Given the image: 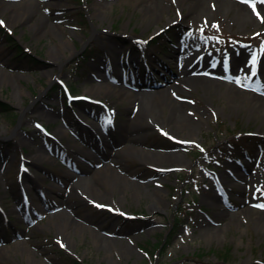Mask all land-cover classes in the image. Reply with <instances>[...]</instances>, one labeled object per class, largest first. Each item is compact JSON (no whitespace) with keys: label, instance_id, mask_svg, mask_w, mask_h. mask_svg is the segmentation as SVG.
<instances>
[{"label":"rangeland","instance_id":"obj_1","mask_svg":"<svg viewBox=\"0 0 264 264\" xmlns=\"http://www.w3.org/2000/svg\"><path fill=\"white\" fill-rule=\"evenodd\" d=\"M156 1L162 13L143 17ZM236 1L245 6L199 1L214 14L188 22L200 42L181 51L188 8L175 0H0V264H264V106L250 111L226 91L264 99L243 83L252 55L264 80V0ZM19 46L40 65L24 69ZM204 50L211 58L189 81L178 57ZM162 51L175 58L167 80L139 65ZM103 77L114 90L91 89ZM142 83L179 87L169 95L188 133L172 106L142 105ZM65 86L101 105L66 103ZM97 105L113 112L104 149L106 131L86 128L101 127ZM63 211L70 239L56 229Z\"/></svg>","mask_w":264,"mask_h":264},{"label":"bare ground","instance_id":"obj_2","mask_svg":"<svg viewBox=\"0 0 264 264\" xmlns=\"http://www.w3.org/2000/svg\"><path fill=\"white\" fill-rule=\"evenodd\" d=\"M199 1L204 3V1H206V0H175V2H177L180 6L188 8V11L185 13L187 22H185L184 24L186 25V28H183V29L180 30L179 37H178V40H179V43H180L179 47H180V49L182 51H186L187 49L189 50V49L195 48V47H197L198 43L200 42V39H199L200 36H198L197 33L194 31L195 27L193 25V23L195 22L194 20H197L196 16L198 15V13L199 12L203 13L206 16L214 14V12L211 11L210 9H208V7L206 8L203 5V3H202V6H201L202 9H200V11H199L198 10ZM216 1L217 2L215 4H216V7H218V8L223 7V3H225L227 6L232 5V4L237 5V6H243V7L245 6L244 4H241V3L237 2L236 0H216ZM156 2L154 3L155 5H156ZM99 3H101L100 5H106L105 2L98 1L97 4H99ZM157 5L158 6H156V7L158 9L156 8L157 9L156 11L155 10L144 11L143 17L148 16L150 18L151 15L155 16V13L156 14L157 13L161 14L162 13V9L161 8H162L163 5L160 2H157ZM237 16H238L237 18H239L238 20H240V19L241 20H247L245 14L242 13V11H239V14ZM171 20H173V19H170L169 21H171ZM191 20H192L193 23L192 24L188 23V22H191ZM60 44L64 45V41H62V39L60 40ZM112 45L109 46V49H110L111 53H113V54L117 53L118 54L120 51L119 50H115V47H113ZM211 54H212L211 52L204 50V51L197 52V54H195V57L193 56L194 59L192 61H191V59L189 60L188 58L187 59L180 58L179 61L183 64V67H185L188 72H189V66H190V62H191V69H192L193 73H195L194 71L197 70L198 66L206 65V63L211 58ZM130 63H132L133 65L136 64V57L135 56L130 57ZM244 65H246V63ZM195 67H197V68H195ZM200 78H204V77H200ZM103 79H104L103 81H99L101 83H98L97 85H94L91 89L92 90H95V89L99 90L100 89V90H104L105 92L108 93V92L114 90V88L117 86V84H114V83H111V82L107 81L106 78L103 77ZM188 79H189V81L193 80L191 76H189ZM244 80H245V82H247V84H249V78H245ZM252 81L254 83H256L255 80H252ZM119 82H121V81L119 80ZM261 84L264 85L263 83H261ZM141 90L142 89L140 88V91ZM179 90L180 89H179L178 86H172V87H168V88H165V89H162V90L149 91V92L142 90L143 92L136 93L135 96L138 97V98L140 97L141 98L140 100H142V102H143L142 105H146L148 107V109L151 108L152 105H154L152 99L153 100H157L161 105L172 106L173 107L172 108L173 109L172 114L174 113L173 116L175 118H181L179 121H182L183 124L185 123L184 125L186 126V130H187V133H188L189 130H190L189 128H191V127H190V125L187 122H184L185 119L182 116V111L179 108H177L176 106L173 105L175 101L169 95L170 93H173V92H179ZM226 91L232 97L230 99V101H232V102L235 101L236 97H239L238 99L243 101V102H248V104H249V100H250V104L247 107L248 110H250V111L256 109L259 105L264 106V99H261L259 97L257 98V96L250 97V98H249V96L243 97L242 95H239L235 89H232V88L230 90L227 89ZM140 109H143V106H140V108L138 110H137V108L134 109V110H136L135 111L136 112L135 116L136 115L137 116H142V113H141ZM91 112H93L95 120L100 121V124H101V127H100L96 122L92 123V121H91V122H89V125H86L87 131L90 134H92V136L99 135V132H100L99 129L100 128H102L104 130H108V129L111 128L110 116H108V114L104 110H102L98 105L94 108V110H91ZM91 112H89V113H91ZM135 112L133 111L132 115ZM41 149H43V148H41ZM77 151H78V153L82 152L80 149H78ZM107 165L108 164H104V166H107ZM85 180H84V183L87 182V179H85ZM153 203L155 205L159 206L157 202L153 201ZM65 213H68V212L63 211L61 214L64 215V216H67V214H65ZM67 218H69V217L67 216L65 219L63 218V221H61L56 226V229L59 232H63L65 237L70 239V237H71L70 236V231L67 229V226H69V220ZM76 227H77V225L74 228H76Z\"/></svg>","mask_w":264,"mask_h":264},{"label":"snow or ice","instance_id":"obj_3","mask_svg":"<svg viewBox=\"0 0 264 264\" xmlns=\"http://www.w3.org/2000/svg\"><path fill=\"white\" fill-rule=\"evenodd\" d=\"M0 24H3V21H0ZM213 27H216V25H213ZM249 63L252 65L251 76H256L257 75V70H256L257 57L255 55H252ZM225 64H227V61H225ZM258 207H264V205H258Z\"/></svg>","mask_w":264,"mask_h":264},{"label":"trees","instance_id":"obj_4","mask_svg":"<svg viewBox=\"0 0 264 264\" xmlns=\"http://www.w3.org/2000/svg\"><path fill=\"white\" fill-rule=\"evenodd\" d=\"M24 54L22 53V55H21V57H24L23 56ZM26 56H27V58H28V61H30L31 63H33V64H36V63H38V61L37 60H35L32 56H29V55H27L26 54ZM19 57H20V55H19ZM226 252L224 251L223 252V256H225L224 254H225ZM72 262H73V264H81L79 261H77V260H72Z\"/></svg>","mask_w":264,"mask_h":264}]
</instances>
